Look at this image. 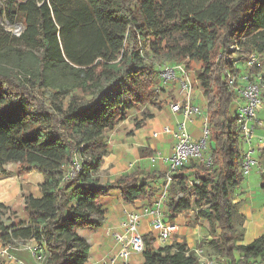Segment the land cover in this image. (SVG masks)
I'll return each instance as SVG.
<instances>
[{
  "label": "trees",
  "instance_id": "trees-1",
  "mask_svg": "<svg viewBox=\"0 0 264 264\" xmlns=\"http://www.w3.org/2000/svg\"><path fill=\"white\" fill-rule=\"evenodd\" d=\"M0 1L6 22L23 27L20 37L0 35V175L14 164L43 176L41 197H24L25 223L12 221L0 202L2 245L31 241L43 247L44 264H88L90 247L77 230L102 225L101 198L119 191L124 204L155 201L153 184L165 187L169 178L167 220L192 211L196 224H208V253L229 264H264V234L241 245L242 231L234 230L240 217L231 195L245 177L239 101L228 84L251 55L258 59L251 70L264 72V34L242 50L251 24L264 32V0ZM193 62L206 100L210 164L191 159L143 181L131 173L102 183L106 134L136 109V129L153 118L158 66L188 70ZM142 240L141 264H197L184 242L160 246L151 232Z\"/></svg>",
  "mask_w": 264,
  "mask_h": 264
},
{
  "label": "crops",
  "instance_id": "crops-1",
  "mask_svg": "<svg viewBox=\"0 0 264 264\" xmlns=\"http://www.w3.org/2000/svg\"><path fill=\"white\" fill-rule=\"evenodd\" d=\"M192 70H188L191 81L193 82V92L191 95V104L200 109L201 116H196L191 120H185L180 114H174L169 108L172 101L182 100L179 94V84L173 81L164 87L163 93L160 94V103L158 107H150L153 118L144 121L139 129L135 128L136 121L140 120V112L137 113L133 120L130 116L126 120L120 122L114 131L106 134L107 154L103 157L102 164L99 169L98 177L102 183L112 182L123 175L136 173L143 181L146 175L151 173H169L168 165L157 159L152 158L169 157L173 153L175 145L174 132L180 122L185 123L188 133L194 141H198L204 124L203 113L206 110V100L203 91L198 85V81L194 75L200 65L193 62ZM239 103H235L234 108L237 110ZM138 112V111H135ZM167 127L170 133H164L163 129ZM156 134V136H154ZM245 150V148L243 149ZM262 164V161H260ZM258 175L262 178L261 182L252 184L250 175ZM250 175L246 176L247 181H243L234 195L232 192L231 201L235 205L237 215L240 218L242 236L239 244L247 245L256 238L264 234V192L261 189V183L264 175L261 167L256 168ZM28 174V173H27ZM39 179L36 187H32L35 198L41 197L40 186L43 183V176L39 173ZM13 180L10 182L0 181V193L2 196L13 198L20 190V186ZM157 189L155 197L158 198L161 193L163 181L157 180L153 184ZM260 189V193L256 189ZM11 190V191H10ZM263 194V195H261ZM1 203L5 204L2 200ZM147 200L135 201L132 204H124L119 191H112L107 197L101 198L100 205L102 210L106 212L102 225L96 229H79L78 236L85 240L89 249L88 264H97L104 255L115 252L118 244L112 238V233L122 231L123 223L126 215L136 213L143 215V209L152 204ZM8 206V205H6ZM23 207V206H22ZM192 211L180 214L174 220L178 225L177 240L175 242H184L188 249L193 250L199 243L200 239L207 235V232L198 227L187 229L185 227V216H190ZM166 219V217H165ZM150 217L141 216L139 230L142 235L150 231ZM2 243L0 242V247ZM143 262L142 255H132L129 264H141Z\"/></svg>",
  "mask_w": 264,
  "mask_h": 264
},
{
  "label": "built area",
  "instance_id": "built-area-1",
  "mask_svg": "<svg viewBox=\"0 0 264 264\" xmlns=\"http://www.w3.org/2000/svg\"><path fill=\"white\" fill-rule=\"evenodd\" d=\"M258 62L255 55H251L246 61V68L239 77H230L228 79L229 86L235 91V96L239 101L237 108L238 123L242 136V146L244 145L243 157L241 163V173L244 177L250 175L256 168L261 167L264 172V126L256 117L258 109L264 104V72H253V65ZM160 77V88H164L167 84L177 81L179 84V94L182 100L172 101L169 108L174 114H180L185 120H191L196 116H201L198 107L191 104V95L193 92V82L190 79L188 70L183 64H164L158 66ZM204 115V124L201 137L198 141H194L186 129L183 122L178 123L174 132L175 145L173 153L169 157L152 158L153 161L159 159L168 165L169 172L177 171L185 166L189 160H200L207 165L210 161L203 156V152L207 148L209 133L206 121V112ZM260 127L263 131L261 137L255 136V129ZM164 133H170V129L165 127ZM156 136V134H154ZM255 139L258 140L256 143ZM262 161V164L260 163ZM78 165L72 169L68 176H74ZM170 179L167 178L164 191L151 205L143 209V215L149 216L150 231L153 233L156 242L160 246L173 239L178 233V225L164 217V192ZM136 213L126 215L122 231L112 233V238L118 244L115 252H110L103 256L97 264H129L132 255H142L144 251V243L142 233L139 230L141 216ZM210 240L209 234L200 239L198 245L190 250L186 248L184 254L188 256L193 253L197 260V264H229L227 258L219 255L208 253L205 243ZM29 243V242H26ZM25 251L38 264H44L46 261V253L43 247L37 243L31 242L25 246ZM17 249L10 245H2L0 247V264H25V262L17 255Z\"/></svg>",
  "mask_w": 264,
  "mask_h": 264
},
{
  "label": "rangeland",
  "instance_id": "rangeland-1",
  "mask_svg": "<svg viewBox=\"0 0 264 264\" xmlns=\"http://www.w3.org/2000/svg\"><path fill=\"white\" fill-rule=\"evenodd\" d=\"M263 11H264V3H263ZM264 18V16H263ZM23 31V27L20 23H16L14 25H10L6 22V18H5V14L3 12V4L0 1V35L5 34L9 36V39L13 36V37H20L21 33ZM260 33H263L262 30L258 29V27L255 24H251L249 32H248V36L245 38V47L242 49L243 51H247L250 47L251 42L256 39V38H260L261 36L259 35ZM247 49V50H246ZM35 54H38L37 51L34 52ZM177 64H183L184 63H177ZM192 65V63H191ZM238 68L240 70H244V65H240L238 64ZM188 70H192L191 66ZM14 74V71H13ZM195 77H196V73H194ZM164 88H158L157 86V90H155L154 93V102L155 103H160V94L163 93ZM140 109H136V111H138ZM139 114L138 112L132 111L129 113L128 116H130V120H133L132 117H135L136 114ZM256 117L259 121H261L263 123L264 126V104L260 107V109H258ZM255 136L261 137L263 135V131L260 127H257L254 131ZM256 143H258V140L255 139ZM212 147V143L210 142V136H209V140L207 142V148L204 151V158H208L210 155V150ZM242 148L244 149V145L242 146ZM5 170L7 172V174L5 175H0V181L2 182H10L11 180L15 181L17 184V186H20V190L18 192V194L16 196H14L13 198H9L6 196H2L0 194V200H2L3 202H5V205H8V207H10L12 209V213H11V220L14 221L16 224L21 223H25L27 221L26 215L23 211V202H24V197L26 195H32V193H35L32 190V187H36L39 179L37 178V174H35V172H30V173H22L19 171V168L17 165L14 164H9L5 167ZM253 174V173H252ZM264 175V173H263ZM251 177V181L252 184H255L256 182H261L260 180H262L261 177H259L256 174L250 175ZM247 177L244 178V182L247 181L248 179H246ZM164 188V185H162L161 189ZM40 189V188H39ZM238 189V188H237ZM234 189L233 190V194L235 195L238 190ZM11 191V190H10ZM164 190H161V193ZM256 191L258 193H260V189L257 188ZM41 192V191H40ZM0 193H2V191H0ZM263 195V194H261ZM8 215L5 216V218H7ZM187 221H185V227L187 229H191V228H195L198 227L199 229H203L208 233V224L204 221H200L199 223L196 224L195 219H194V214L193 212L191 213L190 216H185V219H187ZM240 218L241 217L239 216ZM240 218H236L235 219V224L236 227L234 228L235 232H241L242 229H240V226H237L239 224H241V220ZM209 234V233H208ZM178 236L177 234L173 237V239L169 242H167L165 245H170L173 242H175L177 240ZM29 243H31V241H28ZM29 243H18V244H14V245H10L14 248L17 249L16 253L17 255L25 262V264H38L36 261H34V259L30 256V253L28 251H25V246ZM239 244V243H238Z\"/></svg>",
  "mask_w": 264,
  "mask_h": 264
}]
</instances>
